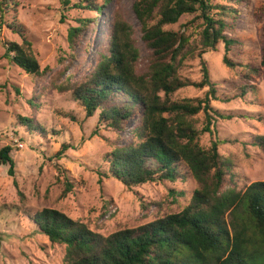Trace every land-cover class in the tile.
Listing matches in <instances>:
<instances>
[{
	"label": "trees",
	"instance_id": "obj_1",
	"mask_svg": "<svg viewBox=\"0 0 264 264\" xmlns=\"http://www.w3.org/2000/svg\"><path fill=\"white\" fill-rule=\"evenodd\" d=\"M110 1L124 0H103L104 4ZM220 1L240 5L245 0ZM16 5L14 0H0V29H8L21 42H6L4 57L25 74L43 77L49 69L41 68L35 59L27 30L17 19ZM74 6H86L97 13L102 9L94 0H79ZM132 10L149 52L143 71H137L139 51L132 27L117 12L107 54L100 55L87 80L72 84L65 79L54 87L59 93L70 91L86 117L97 113L98 125L115 132L123 131L128 121L139 115L132 141L105 154L107 168L100 175L116 179L127 189L189 178L198 187L179 213L107 236L54 209L24 215L36 233L64 247L62 264H264V180L238 190L231 165L219 154V141L207 148L199 143L201 133L211 132V122L217 116L224 118L211 106L220 98L202 56L216 51L220 43L225 51L237 43L227 32L234 31L240 11L212 0H133ZM185 15L191 19L179 29H165ZM86 22L79 20L80 27L68 29L71 50ZM195 59L200 65L198 82L183 75L185 64ZM222 63L228 68L234 66L225 56ZM243 68L246 80H251L252 74L264 75V25L259 66L246 64ZM188 86L206 89L204 96L173 98ZM241 93L243 96L244 89ZM199 113L204 117L200 130L194 119ZM17 121L29 133L46 136L38 121L26 117ZM253 145L264 150V136H256ZM70 148L69 144L62 145L63 150ZM11 151L10 146L0 149V166H8L9 175L14 170ZM56 170L62 177L65 196L72 184L60 165Z\"/></svg>",
	"mask_w": 264,
	"mask_h": 264
},
{
	"label": "rangeland",
	"instance_id": "obj_2",
	"mask_svg": "<svg viewBox=\"0 0 264 264\" xmlns=\"http://www.w3.org/2000/svg\"><path fill=\"white\" fill-rule=\"evenodd\" d=\"M14 1L17 19L32 42L33 55L39 66L49 71L43 77H35L10 64L4 57V45L21 42L8 29H0V149L10 146L14 161L13 175H9L8 166H0V264L63 263L64 247L36 233L25 213L54 209L71 219H79L104 236L179 213L198 187L192 178L127 189L116 179L100 175L107 168L105 154L132 141L139 115L131 118L123 131L115 132L98 125L97 113L86 117L70 91L59 93L54 87L65 79H70L72 84L87 80L100 55L107 54L117 12L132 27V38L139 51L137 71L145 69L149 52L141 41L133 0L107 4L94 0L102 8L99 13L86 6V9L74 6L79 0H68V5L64 0ZM212 1L234 7L240 15L234 31L227 32L237 43L228 51L220 43L216 51H207L202 56L220 98L212 101L211 106L224 118L217 116L211 122V132L199 135V143L207 148L219 141V154L231 165L237 189L243 190L253 182L264 180V150L253 145L256 136H264V75L252 74L251 80L243 77L244 65L259 66L264 0H245L240 5ZM189 19L190 16H182L177 24L165 29L177 30ZM79 20H87L86 27H81L71 50L67 32L69 28L80 27ZM224 56L233 67L222 63ZM183 75L198 82L199 60L187 62ZM242 89L244 94L240 96ZM205 91L188 86L178 90L173 98H200ZM18 117L41 123L46 136L26 131L18 123ZM194 119L200 130L203 113ZM66 144L71 148L63 150L62 145ZM56 165L65 170L72 184L65 196Z\"/></svg>",
	"mask_w": 264,
	"mask_h": 264
}]
</instances>
